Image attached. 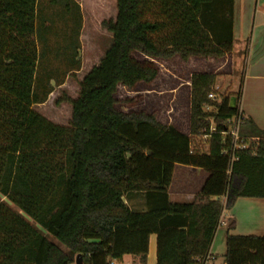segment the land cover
<instances>
[{"label": "trees", "instance_id": "trees-1", "mask_svg": "<svg viewBox=\"0 0 264 264\" xmlns=\"http://www.w3.org/2000/svg\"><path fill=\"white\" fill-rule=\"evenodd\" d=\"M39 1L0 0V264H77L78 256L82 264L126 256L146 264L152 236L156 264H200L224 211L239 199H264V131L241 113L239 134L249 149L224 154L241 92L210 100L216 74L192 76L189 134L155 114L120 111L116 94L120 86L134 92L154 83L159 60L231 55L234 0H94L104 48L79 80L77 97L55 102L71 107L66 126L34 109L55 90L54 78L39 75ZM79 16L76 40L84 30ZM71 45L66 79L82 71ZM198 137L207 150L193 147ZM176 165L208 174L192 203L169 199ZM137 196L144 210L128 206ZM234 228L231 220L228 231ZM224 262L264 264V237L229 234Z\"/></svg>", "mask_w": 264, "mask_h": 264}, {"label": "rangeland", "instance_id": "rangeland-1", "mask_svg": "<svg viewBox=\"0 0 264 264\" xmlns=\"http://www.w3.org/2000/svg\"><path fill=\"white\" fill-rule=\"evenodd\" d=\"M63 1L65 2L63 3ZM92 3H94V0L39 1L37 34L39 35L41 32L44 37L39 41V51L41 53L39 75L54 78L51 85L55 87V90L45 105L35 106L34 109L58 125H68L71 107L67 104L58 107L55 103L56 100L64 95L71 98L77 97L79 80L98 62L104 48L102 46L105 41L104 36L100 33L98 27L100 21L93 17L94 12H101L100 3L96 5H92ZM77 4L82 6L81 12L77 11ZM65 5H68L70 12L65 9ZM91 6L94 7V11ZM80 13V22L84 30L81 32V37L76 40L77 18H80ZM74 42L78 46V58L76 60L81 61L82 71L75 77L69 76L66 79V73L73 69L72 64L75 61L72 51L73 45H71ZM202 59L192 58V60L184 62L176 57L169 61H157L160 74L154 83L151 85L142 84L134 92L122 86L118 88L116 94L118 109L125 113L145 112L155 114L162 124L174 126L182 133L189 134L191 79L194 74L212 73L218 76L211 93L217 99L224 95L233 96L239 92L242 93L245 85V43L239 42L236 44L233 56L229 55L223 59ZM63 81H65V84L58 87L57 85ZM130 101H134V103L132 105L128 104L127 102ZM212 111H214L212 108L207 110V112ZM195 146L207 150L204 137L194 138L193 147ZM202 175L204 178L202 176L203 181L200 185L203 187L208 175L205 171ZM178 181L177 177L175 186ZM245 200H251L250 202L262 201L261 199H241L237 203L238 205H235V213L240 215V218H238L240 221L238 229L240 236H246L245 233H253L249 229L247 230L246 222H253L255 212L248 214ZM127 204L132 209L142 210L137 205V201L127 200ZM10 206L14 211H18L11 204ZM256 233L252 235H260L262 232L257 231ZM121 264H127V262ZM215 264H222L221 259Z\"/></svg>", "mask_w": 264, "mask_h": 264}, {"label": "crops", "instance_id": "crops-1", "mask_svg": "<svg viewBox=\"0 0 264 264\" xmlns=\"http://www.w3.org/2000/svg\"><path fill=\"white\" fill-rule=\"evenodd\" d=\"M234 2V49L237 43H245L246 61L245 85L240 95L238 106L240 113L245 118H250L259 130L264 131V0H234ZM234 49L230 56H233ZM202 173L203 170L200 169L176 165L172 185L169 189L170 201L172 203L194 202L202 189L200 185L204 178ZM177 177L179 181L175 186ZM240 200L235 205H238L237 203ZM261 200L259 202L245 200L246 202H244L246 203L248 214L255 212L253 222H246L247 230L249 229L253 233H245L244 235L246 236L251 234L250 236L264 237V199ZM130 201H137V205L142 210L145 209L141 197H133ZM221 201L224 202V198ZM235 207L223 213L221 223L210 249V255L214 260L209 264H215L219 259H221L222 264H225L224 256L227 253V236L229 234L234 236L241 235L238 231L240 227L238 218H240V215L235 213ZM231 220L235 221V228L229 232L228 225ZM257 231L262 233L260 235H252L257 234ZM156 261L157 239L156 236H152L150 238L149 254L146 264H156ZM125 262L127 264H139V259L133 256H126L120 263Z\"/></svg>", "mask_w": 264, "mask_h": 264}, {"label": "built area", "instance_id": "built-area-1", "mask_svg": "<svg viewBox=\"0 0 264 264\" xmlns=\"http://www.w3.org/2000/svg\"><path fill=\"white\" fill-rule=\"evenodd\" d=\"M210 100H215L216 97L213 94L209 95ZM242 115L239 113L236 117L233 118V120L230 122V129L225 133L226 140L230 139L231 144L230 147H228L224 154H230L233 155L234 151L237 149L241 150H247L249 149V140L242 138L239 134L240 125L242 124ZM214 129H212L211 132H213ZM214 258L209 254L205 257L203 261L200 262V264H209L212 262ZM111 264H121L118 261H113Z\"/></svg>", "mask_w": 264, "mask_h": 264}, {"label": "water", "instance_id": "water-1", "mask_svg": "<svg viewBox=\"0 0 264 264\" xmlns=\"http://www.w3.org/2000/svg\"><path fill=\"white\" fill-rule=\"evenodd\" d=\"M236 104H237V99H236V97H232L231 98V108H236ZM77 264H82V261H81V256H78V262H77Z\"/></svg>", "mask_w": 264, "mask_h": 264}]
</instances>
